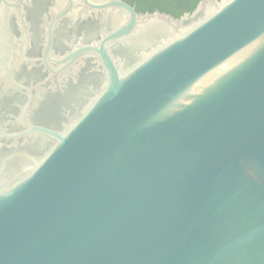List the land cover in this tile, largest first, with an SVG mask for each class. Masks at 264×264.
I'll list each match as a JSON object with an SVG mask.
<instances>
[{
  "label": "water",
  "instance_id": "95a60500",
  "mask_svg": "<svg viewBox=\"0 0 264 264\" xmlns=\"http://www.w3.org/2000/svg\"><path fill=\"white\" fill-rule=\"evenodd\" d=\"M0 264H264V0H0Z\"/></svg>",
  "mask_w": 264,
  "mask_h": 264
},
{
  "label": "trees",
  "instance_id": "16d2710c",
  "mask_svg": "<svg viewBox=\"0 0 264 264\" xmlns=\"http://www.w3.org/2000/svg\"><path fill=\"white\" fill-rule=\"evenodd\" d=\"M128 2H137V10L153 11L159 8L162 11L169 12L174 16H181L186 11H192L199 0H127Z\"/></svg>",
  "mask_w": 264,
  "mask_h": 264
},
{
  "label": "flooded vegetation",
  "instance_id": "af4514ba",
  "mask_svg": "<svg viewBox=\"0 0 264 264\" xmlns=\"http://www.w3.org/2000/svg\"><path fill=\"white\" fill-rule=\"evenodd\" d=\"M129 3H131V4L135 5V6H136V8H137V2H136V1H133V2H130V1H129ZM156 9H159V8H155V10H156ZM159 10H160V9H159Z\"/></svg>",
  "mask_w": 264,
  "mask_h": 264
}]
</instances>
